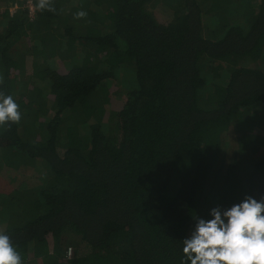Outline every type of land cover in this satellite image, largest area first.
<instances>
[{
	"label": "trees",
	"instance_id": "obj_1",
	"mask_svg": "<svg viewBox=\"0 0 264 264\" xmlns=\"http://www.w3.org/2000/svg\"><path fill=\"white\" fill-rule=\"evenodd\" d=\"M154 2L0 0V92L21 112L0 126V168L48 170L1 211L23 264H181L196 216L264 196V152L244 167L220 161L229 128L243 143L264 117V0H170L164 21ZM23 54L42 61L34 96L16 98ZM122 72L120 103L108 80Z\"/></svg>",
	"mask_w": 264,
	"mask_h": 264
},
{
	"label": "clouds",
	"instance_id": "obj_2",
	"mask_svg": "<svg viewBox=\"0 0 264 264\" xmlns=\"http://www.w3.org/2000/svg\"><path fill=\"white\" fill-rule=\"evenodd\" d=\"M36 7L55 11L52 0H37ZM75 15L82 18L87 13L79 11ZM20 119L19 105L11 95L0 92V126L18 123ZM210 216L208 220L194 218V230L183 239L181 264H264V196L257 199L245 195L222 214L219 208L211 209ZM0 264H23L20 252L3 232H0Z\"/></svg>",
	"mask_w": 264,
	"mask_h": 264
},
{
	"label": "rangeland",
	"instance_id": "obj_3",
	"mask_svg": "<svg viewBox=\"0 0 264 264\" xmlns=\"http://www.w3.org/2000/svg\"><path fill=\"white\" fill-rule=\"evenodd\" d=\"M170 0H155L152 6L149 7V11L156 16L158 20L164 21L171 17V8H170ZM30 4V3H29ZM31 5V4H30ZM19 7V6H18ZM32 9V7H30ZM11 14H14V9L10 10ZM233 12V9H228V14ZM230 18L231 20H235L237 18V14L233 12ZM29 16V14H28ZM30 17V16H29ZM210 29V27L208 28ZM203 36L206 38L208 37V30L207 28L204 29ZM19 63L21 61V65L23 66V72L17 77L18 83V90H17V97L25 95V96H34L31 94V88L35 86L32 76V62L37 60L39 63L42 61L40 58L37 57H28L27 55H21ZM69 62V59H66ZM54 68H61L63 66V60H59L58 58L54 60L52 63ZM243 65H246V62H243ZM123 73V72H122ZM126 75V74H125ZM124 73L118 74L116 77L108 80V88L114 89L116 93L111 92L110 95L112 98L118 102H124V88H123V79ZM130 75V74H129ZM131 76V75H130ZM107 81L104 83V85ZM45 106L47 113L46 116L49 118L52 116V100L49 98V94L45 92ZM47 96V97H46ZM50 100H49V99ZM106 113L109 115L110 110L109 103L105 104ZM46 118V117H44ZM250 118H252L255 123H257L260 119L259 113L254 111L251 114ZM91 123V121H90ZM248 141H244L243 143L238 142V138L243 137L236 133V131L230 127L229 131L224 135L222 142H223V151L221 154V166L223 171L232 164V162H238L240 167H244L249 161H254L259 158V156L264 152V117L261 120V125L255 127L248 133ZM249 147V148H247ZM247 148V149H246ZM15 159H18L16 156ZM14 159L13 163H16L17 160ZM18 162L22 163V159H18ZM26 164V162H25ZM15 169H1L0 170V216L1 211L7 209V206H12L13 208H17L22 205L20 202L21 198L18 196L16 197V193H22L26 190H33L34 188H40L43 184L44 180L47 178L46 165L40 161L36 160L31 165H21L20 167H15ZM240 182V179H237V183ZM5 190V192H4ZM71 251V254L68 251ZM75 252V248L67 247L66 248V256H72ZM67 258L61 260L58 264H68L66 262Z\"/></svg>",
	"mask_w": 264,
	"mask_h": 264
},
{
	"label": "built area",
	"instance_id": "obj_4",
	"mask_svg": "<svg viewBox=\"0 0 264 264\" xmlns=\"http://www.w3.org/2000/svg\"><path fill=\"white\" fill-rule=\"evenodd\" d=\"M29 3L31 4V1H27V5H28V7H29V11L32 12V11H33V6H32V4L30 5ZM30 7H32V9H30ZM12 9H14V11H15V10L17 9V5L14 4V6H13ZM12 9H10V10H12ZM10 13H11V12H10ZM68 253L71 254V251L69 250ZM68 257H69V256H68Z\"/></svg>",
	"mask_w": 264,
	"mask_h": 264
},
{
	"label": "crops",
	"instance_id": "obj_5",
	"mask_svg": "<svg viewBox=\"0 0 264 264\" xmlns=\"http://www.w3.org/2000/svg\"><path fill=\"white\" fill-rule=\"evenodd\" d=\"M13 6H14V4H13ZM13 6L10 8V9H12L13 8ZM2 190L0 189V192H1ZM4 192H5V190H4ZM1 193H3V192H1ZM15 195V194H14Z\"/></svg>",
	"mask_w": 264,
	"mask_h": 264
}]
</instances>
